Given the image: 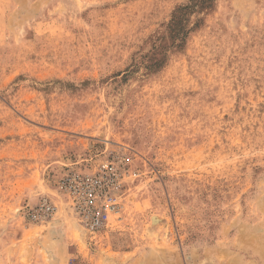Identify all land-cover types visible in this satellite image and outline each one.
Returning <instances> with one entry per match:
<instances>
[{"label": "rangeland", "instance_id": "1", "mask_svg": "<svg viewBox=\"0 0 264 264\" xmlns=\"http://www.w3.org/2000/svg\"><path fill=\"white\" fill-rule=\"evenodd\" d=\"M120 146L90 234L58 181ZM0 264H264V0H0Z\"/></svg>", "mask_w": 264, "mask_h": 264}, {"label": "built area", "instance_id": "2", "mask_svg": "<svg viewBox=\"0 0 264 264\" xmlns=\"http://www.w3.org/2000/svg\"><path fill=\"white\" fill-rule=\"evenodd\" d=\"M104 158L90 168L69 169L58 183L59 192L83 228L97 234L111 226L112 218L123 208L124 192L129 178L138 176L131 164L133 154L124 146L106 149ZM58 210L55 202L47 197L27 207L26 214L35 221H45Z\"/></svg>", "mask_w": 264, "mask_h": 264}, {"label": "trees", "instance_id": "3", "mask_svg": "<svg viewBox=\"0 0 264 264\" xmlns=\"http://www.w3.org/2000/svg\"><path fill=\"white\" fill-rule=\"evenodd\" d=\"M179 13H174L173 19H172V24L175 23L176 25H179Z\"/></svg>", "mask_w": 264, "mask_h": 264}]
</instances>
